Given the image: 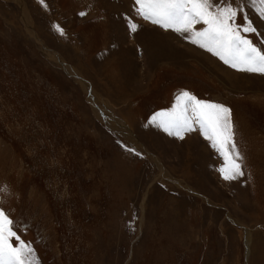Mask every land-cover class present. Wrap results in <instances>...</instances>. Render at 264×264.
<instances>
[{"label": "rangeland", "instance_id": "obj_1", "mask_svg": "<svg viewBox=\"0 0 264 264\" xmlns=\"http://www.w3.org/2000/svg\"><path fill=\"white\" fill-rule=\"evenodd\" d=\"M0 264H264V0H0Z\"/></svg>", "mask_w": 264, "mask_h": 264}]
</instances>
